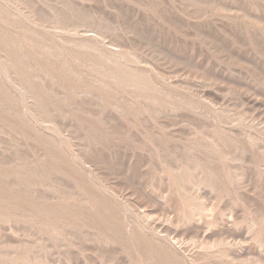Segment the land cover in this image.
Segmentation results:
<instances>
[{
    "label": "bare ground",
    "instance_id": "1",
    "mask_svg": "<svg viewBox=\"0 0 264 264\" xmlns=\"http://www.w3.org/2000/svg\"><path fill=\"white\" fill-rule=\"evenodd\" d=\"M48 1H50L51 3L47 4L45 3L44 0H0V123L4 125L6 132L7 130L11 132V133L9 132L10 135H8V137L12 136V134L14 136V139L15 137H17L15 140L12 139L11 137V141L13 140V142L8 144V149L5 150L6 148L3 147L0 149V151L5 148L4 150L6 152H9L11 148L12 149L14 147L16 148V146L19 147L18 144L20 143V140L26 141L30 138H35L40 145L44 144L43 147L45 146V144L46 146L48 145L49 147L47 150H43V154L41 155V157L33 156V158L31 157L32 159H27L28 157L25 158V160L17 159L18 161H16L15 163H6L7 161L4 162L5 159L3 160V158L1 157L3 162L0 160V226L1 225L7 226L8 232L12 236L13 235L18 236L19 233H21L24 238L28 239L29 243L26 242H25L26 244L22 243L24 242L23 240H25L23 239L20 244H17L16 246H11L10 248L7 247L8 249H1L2 247L1 245L0 259H2L3 261L4 260L12 261L16 264H44L46 252L48 251V248H50L48 247L49 245L51 246L54 244H59L60 245L59 248H61V245L63 247L66 246L69 247L74 241V238L76 239V236L86 232L88 233V235L90 234L89 237L91 236L90 242L95 244L97 243L99 244V246L100 243H102L103 245L107 243L113 246L117 244V240H116L117 237L111 236L109 234V231L111 230V232L116 233L119 236H122V240L123 241L125 240L126 244L127 243L129 244L130 250L132 249L131 251H133V260L128 259L130 263L131 261L132 263L134 261V263L136 262L135 264L137 263L138 264H218V263H214L213 260L219 259V257L223 256L226 253V250L223 248V241H219L216 244H213L211 242L213 245L208 244L209 241L208 243L206 242L200 243L199 241L200 243L199 246H196L198 249L196 248L197 250L195 249L193 251L192 250L194 249L193 244H192L193 247H189V245L185 246L183 245V243H181L182 245H179V243L176 242V240L171 238L173 236H171L170 233H169L170 235H167V233L160 235V232L155 231L152 227L146 226V224H143L142 221L140 222L139 220L135 219L126 201H124V199L121 196H118L116 193H114L113 190L107 188L103 183V181L96 176L98 174H95V172L92 171V169L89 166L90 164L87 165L86 162L83 160V150L85 149L86 144H88L89 141L87 142V139L84 137L76 136L78 135L76 133L75 135L73 133L70 135L71 132H69L68 134L63 135L62 129L60 131L59 124L57 125L58 120L64 117L63 116L60 118V116L63 114V113L61 114L60 112H63V110L66 109L69 110V108L72 107L75 108L76 104L78 103L86 104V102H90V103L95 102V104L99 106V108L101 107V108H105V110H108V113L109 110L110 112L112 111V115L114 114V116L117 115L119 117V115H122L120 118H127L125 116H129L128 118L133 117L134 115H136L134 113H137L136 115L137 117L141 112L144 113V116L145 114L149 113L151 115L153 114V116L155 117L157 116V118L159 116L162 117V115L165 116L166 115L168 116L169 114L175 115L176 112L177 111L179 112V110L181 109L183 110H185L186 108L192 109L193 107H195L194 105L196 103H193L192 101L186 99L185 98L186 96L183 97L181 94H179V92H176L177 90L174 91L173 88H171V85H169L164 80L163 76H161V74L159 75L156 71L152 69L153 67L152 68H149L150 66L144 67L140 60L138 52L136 53V51L133 50L134 47L132 48L131 46L130 49L128 48L122 49L124 47L119 46L118 43H117L118 45H116L115 42L114 43L107 42L106 40L107 38L105 37L106 34L103 33V31L106 30V28H108L109 26H113L109 24L110 22L108 23L109 17H108V21L104 19H103L104 21L103 20L101 21L99 20L97 22L92 21L90 26L88 27L90 28V30H79L78 28L81 27L82 25L80 23H83V21H86L88 17L89 18L91 17L89 15V12H86V10L84 11L82 7L81 9L79 7L74 6L72 0H48ZM95 1L96 0H94V2ZM180 1L181 2L183 1L185 3V6L188 7L187 9L191 7L192 9L194 8L196 10V13H198L197 11L199 12L201 11V13L203 12L204 17L205 15H208L210 13L211 15L215 14L214 16L221 17L223 20L225 19L226 21L228 20L233 22V19H231V15H230V11H231L229 8L230 4L228 6L227 4L232 3L233 6L234 2L235 1L237 2L239 0H234V2L233 0H222V2L220 0V2L222 3V5L220 6H217V3L216 5H213V3H211L213 1L211 0H210L211 2L209 0H180ZM243 4H245L247 8L246 9L244 5H242V7L245 8L244 14L246 15L247 12L249 11L251 17L252 15L257 14L260 11L263 12L264 9L263 7L264 0H243ZM134 5H136V3ZM83 6L85 5L83 4ZM232 11L233 14L234 10ZM152 16H154V13L152 14ZM234 16L236 18V15ZM117 17L120 16L118 15ZM145 18H150V17H145ZM218 18L217 20H219ZM152 19L155 20L154 17H152ZM146 21H148V19H146ZM153 22L154 24L152 25L150 24V25H151V29L155 33L157 29L160 28V25H159V20L157 19L156 21ZM258 22H256V24L250 23V26L245 27V30L246 31L253 30L256 32L257 31L260 32L261 28H259V26L257 25ZM107 24H109L108 27H106ZM115 24L118 25L117 27L114 25L116 28H118V30H120L121 28L123 31L124 28L123 25L120 26L119 25L120 23L118 21H115ZM114 26L110 30H113L112 32L118 31L115 30ZM206 26L208 25H205V27ZM233 26L234 25H232V27ZM127 29H129L128 24H127ZM187 30L189 31V29ZM240 30L241 29H239V31ZM117 33L115 32V34ZM241 41L242 40H240V42ZM131 42L132 41H130V43ZM128 47L130 46L128 45ZM243 74L245 76V73ZM165 79L167 78L165 77ZM13 105L14 106L16 105L14 110L18 111L17 116H12L11 114L10 116L7 115L9 114L8 111H6L5 114L4 110L11 108ZM209 106H211V104ZM212 109L215 108L212 107ZM215 110L212 111L208 110V111L211 114V118L215 120L217 119L216 122L220 124L221 122H218L219 121L218 119H220L221 121V116L219 115L222 113L221 112L219 113V111H215ZM142 113L140 114V116L143 115ZM109 115H110L109 117L111 118L112 116L111 113H109ZM207 115L208 113L205 116L210 118V116ZM114 116L113 118H111L112 120H114ZM117 116H115V118L118 119ZM146 116L150 117V115H146ZM70 119L72 120V117H70ZM223 121L224 120H222V122ZM225 122L226 121H224L221 124L228 126L229 123L225 124ZM82 123L83 125H87L86 128L90 127L91 130L95 132V135L96 133L97 134L99 133L100 136L101 133L99 130L98 123L94 124V123H90V121L89 122L83 121ZM107 123L109 124L110 122ZM232 123H233L232 125H234V123L236 122H232ZM132 124H133V119H132ZM238 124L241 126V123ZM219 126L221 127V125ZM222 128L224 127L222 126L220 128V131L219 129L212 130V133L210 132L211 135H207V137L206 134H204L206 137L205 138L206 144L205 146H204V142L203 144L201 143L200 144L203 145L205 149H201L202 148L201 145L200 148L199 146L197 148V146L194 145L195 143L191 145V147L189 146L186 147V145L188 144H185V147L178 145V147L180 146V149L178 148L180 151L177 150L176 154L177 153L180 154H177L178 157L175 158L173 157V159L166 152L167 146L164 148L165 143L163 139L165 138H161L160 137L161 135L159 136L157 133L159 139L158 140L155 139L154 142L149 140L148 142L145 139L146 134L144 136V132H143L146 130L140 131L141 133L143 132V134L141 135H143L144 147L148 148V151L151 152L152 154L151 157L153 158L152 161L155 159L154 161H156L155 163L156 165H158V167L156 168H159L156 170L157 172L155 173L157 174L158 177L157 181L160 182V184L158 185V188L159 187L160 188L159 189L157 188V195L155 198L163 203L169 198L168 197L169 194H174L176 198L179 199L178 201L180 202L181 206L182 207L185 206L187 208V210H185L181 215V219L178 222L179 225L180 224L188 225L191 223L200 222L202 219L207 218L210 215L208 214L209 212L206 214V211H203V209H201L199 206L192 203V201L195 198L197 197L200 198V195L204 193L206 194V196L209 195V197L211 196L214 198V196L212 195L215 194L218 195L219 198L225 197L228 200H231L232 203L233 201L235 203H238L237 199L235 197L233 198L230 195V193H228L227 191L221 192L223 187L227 183L226 176L223 175L222 173L224 172L223 169L219 170L213 167L216 164L217 165L222 164L229 160L232 161V158H230L231 153L228 152L231 151L233 153V151L238 150L240 152V155L244 156V155H248L249 154L248 152L249 151L251 152V150L254 149L253 148L254 146L255 147L258 146L260 150V151L258 150L259 153L256 156H254L255 153L253 152L254 154L251 157H253V160L254 159L256 160L259 166L264 167V134L260 133L253 135L250 132H247L245 134L243 133L244 134L243 136H245L246 142L249 145L247 147L251 148V150H248L238 147L240 141L239 143H237L236 141L237 138H235L233 135L234 132L231 133L229 130L227 131L226 127L223 130ZM5 129L3 131H5ZM78 130H80V128ZM130 136L132 137V135ZM171 150L169 152H171ZM13 151L15 150L13 149ZM205 155H207L208 157H206ZM169 156L172 161L168 159ZM232 156L233 155H231V157ZM93 158L92 160L95 159ZM126 161H128V159ZM211 163H215V165L212 164V167L215 169L211 168ZM232 163L233 161L231 162V164ZM64 164L65 166L68 167V168L66 167L67 169L64 168L65 167ZM95 165H96V161H95ZM125 165L127 166V163ZM143 165L141 168H143ZM146 165L144 166L145 168ZM209 165L210 168L208 167ZM70 168L74 171L73 173L69 172ZM238 168L240 170L241 167ZM233 169H235V167H233ZM219 171L222 174H220ZM78 174L79 175L81 174L83 178L81 177L79 179ZM61 175H63L62 177H64L65 175L70 179L69 187L71 183V187L73 185V188L71 187L70 188L73 189V192L76 191V194L72 193L73 197L63 196L59 194L57 195L55 192H53V194H51L50 197L49 196H47L48 198L46 197V200L43 197L44 201L42 200L43 198H41L42 201L40 199L32 200L31 196L29 195L30 192H28V190L31 189L32 193L34 190L39 188H41V190L42 188L43 190L47 189L48 191L53 187L51 183L53 184V182L56 180L55 178ZM152 178L153 176L151 177V179ZM151 182L152 184H149L145 188L148 189L151 188L154 185L153 180ZM48 183L50 186L48 185ZM66 185H64V187ZM125 186L126 185H124V187ZM65 188L67 189V187ZM20 191H22V193H20ZM26 191L28 192V195ZM38 191H40V189ZM148 191L149 194L150 193L153 194L152 190L149 189ZM45 193L47 194V192ZM29 196L31 199L29 198ZM35 196L37 197L36 194ZM74 196L77 198V199L75 198L77 202L72 201L75 200L72 199L74 198ZM209 197L206 198L210 199ZM155 198H152L150 200L152 201ZM199 198L197 199L199 200ZM154 201L151 202V204L154 203ZM172 201L175 200L172 199ZM212 201L214 200L212 199ZM81 202H84L85 206L83 208L78 206L81 209L75 208L76 203L80 205ZM81 206L83 205L81 204ZM228 210H229L228 216L231 217L232 212L230 208ZM236 216L237 215H235V217ZM230 217H228V219ZM209 223L212 224V221L209 220ZM239 225L244 227L245 230L244 232L246 234L245 236H247L248 241L250 243H253L255 248L260 253V255H262L264 252L263 224L260 223L259 219L255 215H252L247 212L245 213V217L243 218L240 224H236V223L232 224V226H239ZM159 228L160 227H158L157 229L159 230ZM188 235H190V233H188ZM188 235L186 237H188ZM236 237L237 236H235V238ZM120 239L121 238L119 237L118 240ZM79 246L82 247V245ZM99 253H101V251ZM238 253L240 254L241 252ZM247 256L249 257V254ZM247 256L245 254L246 258ZM111 260L105 263L101 261L100 264H114L113 262H111ZM232 260H233V264H246L245 260L239 258V256L233 257ZM260 260L263 259L260 258ZM128 261L122 264H130L128 263Z\"/></svg>",
    "mask_w": 264,
    "mask_h": 264
},
{
    "label": "rangeland",
    "instance_id": "2",
    "mask_svg": "<svg viewBox=\"0 0 264 264\" xmlns=\"http://www.w3.org/2000/svg\"><path fill=\"white\" fill-rule=\"evenodd\" d=\"M44 1L47 4L51 3L48 0H44ZM72 1L74 3V6L79 7V8L82 7L83 10L84 11L86 10V12H89V15L91 16L90 18L88 17L89 19L87 18L86 21H83V23H80L82 25L81 27L78 28L79 30H90V28L88 27L90 26L92 21L97 22L103 19L108 21V17H109L108 23L110 22L109 23L110 25H113V26L115 25L117 27L118 25L115 24V21H118L120 23L119 24L120 26L122 25L124 26L123 31L120 27L119 28L121 31L118 30V28L114 26L115 30H118V31H115L116 33L118 32L117 34H115V32H112L113 30H110L113 26H109V24H107L106 27L108 26L109 27L103 31V33L106 34L105 37L107 38L106 39L107 42H111V43L115 42L116 45L119 44V46L124 47V48L121 47L122 49H127V48L130 49L131 46L132 48L134 47L133 50L136 51V53L138 52V55L144 67H149V66H150L149 68L153 67L152 69L156 71L159 75L161 74L164 80L169 85H171V88H173L174 91L177 90L176 92H179V94H181L183 97L186 96L185 97L186 99L196 104L194 105L195 107H193L192 109L190 108H186L185 110L181 109L182 111L179 110L180 113L177 111L178 113L176 112L175 115L174 114L173 115L169 114L168 116L162 115V117L159 116L160 118L159 117L157 118V116L155 117L153 116V114L151 115L149 113L145 114L144 116V113L141 112L143 115L140 116L141 113L140 114L138 113L139 116L136 117L137 113H134L136 115L130 118H128L129 116H125L127 118H120L122 115H119V117L115 115L118 117L117 119L115 118L114 114L112 115V111L110 112L109 110V113H111L112 115L111 118H113L114 116V120H112L109 117L110 115L108 113V110H105V108H101V107L99 108V106H97L95 102H91V103L86 102V104L78 103L76 104L75 108L72 107V108H69V110L66 109V110H63V112H60L61 114L63 113L60 116V118L63 116L64 117L61 118L62 120L61 119L58 120L57 125L59 124L60 128L59 127L58 128L60 129V131L62 129V134L64 135V134H68L69 132H71L70 135L72 133L75 135L76 133L78 134L76 136L84 137L87 139V142L89 141L88 144H86L87 149L85 147L86 150L85 149L83 150V160L86 162L87 165L90 164L89 166L92 169V171L95 172V174H98L96 176L99 177L103 181V183L105 184L107 188L113 190L114 193H116L118 196H121L124 199V201H126L135 219L139 220L140 222L142 221V223L146 224V226L152 227L155 231L160 232V235H163L166 233L167 235L171 234V236L173 237L171 236L170 237L176 240V242H178L179 245H182L181 243H183V245L185 246L189 245V247H193L194 245L193 247L194 249H192L193 251L197 248L196 246H199L200 243H203V242L208 243L209 241L208 244L213 245V244L218 243L219 241H223V248L226 250V253L223 256L219 257V259L213 260L214 263L233 264L232 258L239 256V258H242L245 260L246 264H264V261H263L264 252L262 255H260L258 250L255 248L254 244L248 241L247 236H245L246 234L244 232L245 231L244 227H242L241 225L232 226L233 223L240 224L243 218L245 217V213L247 212L252 215H255L259 219L260 223L263 224L264 226V167L259 166L256 160L255 159L253 160V157H251L253 156L254 153H255L254 156H256L259 153L260 151L259 147L254 146L253 147L254 149L251 150V148L247 147L249 145L246 142L245 136H243L247 132H250L253 135L260 134V133L264 134V80H263L264 78V30H263L264 29V9H263V12L260 11L257 14L252 15V17H251L250 12L248 11L246 14L248 16H246L244 14L246 3L244 2L245 4H243V0H239L237 2L235 1L236 2L235 3L233 0L234 2L233 6H232V3L227 4V6L230 4L229 8L231 10L230 11L231 19H233V22H232L228 20L226 21L225 19L223 20L221 17L214 16L215 14L211 15L210 13L208 15H205L204 17L203 12L201 13V11L200 12L197 11L198 13H201V14H198L196 13V10L194 8L192 9L191 7H189V9H187L188 7L185 6V3L183 1L181 2L180 0H177V1L176 0H137V1L136 0H96L95 2L94 0H72ZM211 1L210 2L213 3V5H216V3H217V6L222 5L221 3L222 0L221 2L220 0H211ZM135 3L136 5H134ZM181 3L183 6L181 5ZM83 4L85 6H83ZM242 5H244L245 8L242 7ZM159 7H161L162 9ZM169 7H170V10H169ZM171 8L174 10H172ZM232 10H234L233 14H232L233 12ZM242 10H243V13H242ZM174 12L175 14L176 13L177 14L175 15ZM153 13H154V16H152ZM155 13H156V16H155ZM118 15L120 17H117ZM234 15H236V18ZM253 16L255 19L253 18ZM145 17H150V18H145ZM152 17H154L155 20H153ZM217 18L219 20H217ZM146 19H148V21H146ZM156 19L159 20L160 28L157 29V31L154 33L153 30L151 29V25L154 24L153 21H156ZM253 19L255 23L253 22ZM256 22H258L257 25L259 26V28H261L260 32L258 31L256 32L253 30H247V31L245 30V27L250 26V23L256 24ZM126 23L128 24L129 29H127ZM136 23L138 26L136 25ZM204 24L208 26L205 27ZM232 25L234 26L232 27ZM219 27H222V28H219ZM187 29H189V31ZM239 29L241 30L239 31ZM224 31L225 32L227 31V32L225 33ZM116 37H117V40H116ZM203 39L205 43L203 42ZM240 40L242 41L240 42ZM130 41L132 42L130 43ZM128 45L130 47H128ZM224 62L225 63L227 62V63L225 64ZM243 73H245V76ZM165 77L167 79H165ZM210 104L211 106H209ZM15 106L13 105L12 106L13 108L11 107V108L5 109L4 113L8 111L9 114L7 115L10 116L11 114L12 116H17L18 111L14 110ZM212 107L215 108L216 110L212 109ZM208 110L209 111L210 110L219 111V113L221 112L222 114L219 115L221 116V121L220 119H218L219 120L218 122L223 123L224 121H226L225 124L229 123L228 126L224 124L222 125L221 123L220 124L217 123L216 122L217 119L215 120L211 118V114ZM97 111H98V114H97ZM102 112H103V115H102ZM105 113H108V114H105ZM207 113L210 116V118L205 116ZM146 115H150V117ZM70 117H72V120L70 119ZM73 117H74V120L76 119L77 120L74 121ZM141 118H142V121H141ZM132 119H133V124H132ZM222 120L224 121L222 122ZM83 121L85 122L90 121V123H94V124L98 123L99 130L102 135L100 134L99 136V133L98 134L96 133L95 135V132H93L90 127L86 128L87 125H83L82 123ZM107 122H110V123L108 124ZM232 122L241 123V126L238 123L237 125L236 123L232 125L233 124ZM218 124L221 125V127L222 126L224 127L222 128V130L225 129L226 127L227 131L229 130L231 133L234 132L233 135L235 138H237L236 139L237 143H239L240 141V144L238 147L251 150V152L250 151L248 152L249 153L248 155H244V156L240 155V152L238 150L233 151V153L231 151L228 152V153H231L230 158H232V161H233L232 164H231L232 162L231 160L226 161L222 164H218V165L216 164L217 167L215 163H211V168L215 167L216 169L224 170V172L222 173L223 175L226 176L227 183L225 184L221 192L227 191L228 193H230V195L233 198L235 197L237 199L238 203H235L234 201L232 203L231 200H228L225 197L219 198L218 195H215V194L212 195L214 196V198L211 196L209 197V195L206 196V194L204 193L205 195L202 194L203 197L202 195H200L201 199L197 197L199 198V200L195 198L192 201V203L199 206L201 209H203V211H206V214L209 212L208 214L210 215L207 218L202 219L200 222H195V223H191L188 225H181V224L179 225L178 222L181 219V215L183 214L185 210H187V208L185 206L184 207L181 206L180 202L178 201L179 199L176 198L174 194H169L168 196L169 198L163 203L161 201H158L155 198L157 195L158 185L160 184V182L157 181L158 177L155 172H157L156 170L159 168H156L158 167V165H156L155 163L156 161H154L155 159L152 161L153 158L151 157L152 156L151 152L148 151V148L144 147V139H143V135L141 134H143V132H144V136L146 134L145 139L148 142L149 140L152 142H154L155 139L158 140L160 135H161L160 136L161 138H165L163 139L165 143V145L163 144L164 148L167 146L166 152L173 159V157L174 158L178 157L177 154H180V153L176 154V151L180 149V146L178 147V145L185 147V144H188L186 145V147L187 146L191 147V145L195 143L194 145L197 146V148L198 146L199 148L202 146L201 149H205L204 148L206 144L205 138L207 137V135H211L210 132L212 133V130L219 129L220 131L221 127ZM84 126L86 129L84 128ZM0 127H2L0 128L1 129L0 130L1 131L0 149L5 147L6 149L5 148L4 149L7 150L8 144L13 142V140L11 141V137L12 139H14V136L12 134V136L8 137V135H10L9 134L10 131L7 130L6 132V129L2 123H0ZM3 127L5 131H3L4 130ZM79 128L80 130H78ZM117 128L120 130H118ZM244 129L246 132L244 131ZM141 130H146L147 132L143 131L141 133L140 132ZM157 133L159 136L157 135ZM204 134H206V137ZM130 135H132V137ZM16 138L17 137H15V139ZM203 142H204V146L201 145L203 144ZM18 145L19 147L16 146V148L15 147L13 148L15 151H13L12 148L10 149L9 152H6L4 149H2L3 151L2 150L0 151V160L3 162V160L5 159L4 162L7 161L6 163H15L16 161H18L17 159L25 160V158L27 157H28L27 159H32L33 156L41 157V155L43 154V150H47L49 148L48 145L46 146V144L44 147H43L44 144L40 145L39 142L35 138H30L26 141L20 140V143ZM116 145H117V148H116ZM170 150L171 152H169ZM238 153L240 156L238 155ZM125 155H127L128 158ZM231 155L233 156L231 157ZM170 156L168 157V159H170ZM205 156L208 157L207 155ZM1 157L3 158V160ZM92 158L94 160H92ZM127 159L128 161H126ZM87 160L89 163L87 162ZM95 161H96V165H95ZM140 162L142 163V165L144 164L143 165L144 169L141 168L142 165ZM146 162H148L149 164ZM116 163L119 165H117ZM126 163H127V166L125 165ZM212 164L215 166L212 167ZM145 165H146V168L144 167ZM66 167L67 166H65L64 168L67 169L68 167L67 168ZM208 167L210 168V165ZM233 167H235V169H233ZM238 167H241L240 168L241 171L239 170ZM242 167H244L246 170ZM70 170L69 172L71 173L74 172L71 168ZM219 173L222 174L220 171ZM81 174L80 175L78 174L79 179L81 177L83 178ZM62 176L63 175L59 176L60 178L56 177L55 181L53 178L54 182L53 184L51 183L53 187L52 186H51L52 188L49 187L51 188L50 189L51 191L50 190L47 191V189L46 190L44 189L45 190L44 191L43 188L42 190L41 188H39L40 191H38L39 189H36L32 193L31 189L28 190V192H30L29 195L31 196L32 200L34 199L41 200V198L43 197L46 200V197L47 196L50 197V195L53 194V192H55L57 195L59 194L63 196L73 197V194L74 193L76 194V191L73 192V189H71L73 188V185L71 187V183H70L71 188L69 187L70 179L65 175L64 177ZM152 176L153 178L151 179ZM152 180L155 186L153 185L151 188H149L150 190L153 191V194L151 193L149 194V191H148L149 189L145 187H147L149 184H152L151 182ZM66 182H67V185H66ZM62 183H63V186H62ZM64 185H66L65 187H67V189L64 187ZM124 185H126L125 187L127 189L124 187ZM69 188L71 189V191ZM154 191L156 194L154 193ZM28 192H27V195H28ZM40 192H41V195H40ZM45 192H47V194ZM20 193H22V191H20ZM127 193L130 195H128ZM35 194L37 195V197L35 196ZM75 196L72 199H75L77 197ZM206 197L207 198L209 197L210 199H207ZM44 198L42 199L43 201H44ZM152 198H155V199L151 201L150 199ZM76 199L72 201L77 202ZM172 199L175 201H172ZM212 199L214 201H212ZM153 201L154 203L151 204V202ZM215 201H218V202H215ZM78 203H76L75 208L81 209L85 206L84 202H81L83 206H81V204L79 205ZM78 206H80L81 208ZM228 207L230 208L232 212L231 217L228 216V213H229ZM234 214L237 216L235 217ZM228 217H230L231 219L230 218L228 219ZM209 220L212 221V224L209 223ZM1 226H0V246L2 245L1 249H8L11 246H16L17 244H20L23 239H25L26 241L23 240L24 242L22 243H25V242L29 243L28 239L24 238L21 233H19L18 236L13 235L15 237L14 239V237L8 232V227L5 225L3 227ZM158 227H160L159 230L157 229ZM112 233L113 232H111L110 230L109 234L111 236L117 237L116 239L117 244L113 246L107 243L104 245L100 243V246H99V244L97 243L95 244V243L90 242L91 236L89 237L90 234L88 235L87 232L76 236V239L74 238V241L69 247H67L66 245H65L66 247H63L61 245V248H59L60 247L59 244H54L51 246L49 245L48 247L50 248H48V251L46 252L44 264H48V263L49 264H64V263L65 264H94V263L100 264L101 261L105 263L111 259H113L111 260V262H113L114 264H119V263L122 264L128 261V259L133 260V251H131L132 249L130 250L129 244L128 243L126 244V241L122 240V236H119L116 233H113V234ZM188 233H190V235H188ZM175 235L177 238L175 237ZM187 235L188 237H186ZM234 235L237 237L235 238ZM119 237L121 238L120 240H118ZM210 238H211V241H210ZM79 245H82V247ZM99 250L101 251V253H99L100 252ZM238 252H241V253L243 252L242 256H241V253L239 254ZM55 253H56V256H55ZM245 254L246 256L249 254V257L247 256L246 258ZM46 258H47V261H46ZM260 258L263 260H260ZM0 262H1L0 264L2 263L3 264H16L8 260L3 261L2 259H0ZM128 263L130 262L128 261ZM135 263L134 261L133 263L131 261L130 264H135Z\"/></svg>",
    "mask_w": 264,
    "mask_h": 264
}]
</instances>
